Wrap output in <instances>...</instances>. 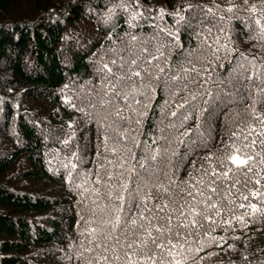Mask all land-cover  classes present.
Returning <instances> with one entry per match:
<instances>
[{"label": "trees", "instance_id": "1", "mask_svg": "<svg viewBox=\"0 0 264 264\" xmlns=\"http://www.w3.org/2000/svg\"><path fill=\"white\" fill-rule=\"evenodd\" d=\"M262 13L264 0H0V264H96L101 237L94 241L92 229L114 217L129 178L130 188L140 184L137 203L146 198L152 211L142 220V208L125 206L121 216L151 224L153 235L171 228L164 235L182 245L174 249L182 264H264V202L250 195L264 192V179L255 183L264 177L259 156L246 185L242 173L211 175L233 145L257 139L244 151L264 152L246 127L259 130L253 113L264 115V39L254 23H264ZM130 70L155 91L126 101L142 83L117 79ZM173 75L181 79L165 87ZM209 91L214 102L205 105ZM188 114L182 127H168ZM154 149L157 160H145ZM193 206L203 213L195 227ZM132 231L145 235L138 227L116 234L123 241Z\"/></svg>", "mask_w": 264, "mask_h": 264}, {"label": "snow or ice", "instance_id": "2", "mask_svg": "<svg viewBox=\"0 0 264 264\" xmlns=\"http://www.w3.org/2000/svg\"><path fill=\"white\" fill-rule=\"evenodd\" d=\"M244 3L247 5L248 0H244ZM250 12L256 13V6L252 5L250 7ZM227 11L231 12L233 11V8H228ZM264 16V13L261 14ZM254 23L259 26L260 28V38L264 39V23H262V20L257 18L254 20ZM211 29H209V32ZM134 40L135 37H132ZM226 47V46H225ZM146 51V50H145ZM216 51H219V48L216 49ZM157 52L160 53L162 56L163 53L161 52L160 48H157ZM152 59H158L157 56H152ZM113 63H116V61H113ZM132 65H136L137 61L136 59H133L130 62ZM146 63L151 64V60H147ZM105 68H108L107 65H104ZM159 73H163L165 70L163 67H160L159 65L156 66ZM186 73L188 71H196L195 68H192L191 70L183 69ZM143 71L148 73L149 79H155L159 80L160 77L158 75L153 74L148 69H144ZM108 72H111V69L108 68ZM258 74V73H257ZM133 77H137L141 79V85L139 87L133 86L130 92H125L123 94V98L127 101L128 97L131 96L133 100H135V97L137 95H146L142 89H149V91H155L154 88H152L149 84L143 83V76L142 72L139 70H130L129 73L126 76H120L117 79L118 80H124L127 79L128 81H132ZM181 79L180 76L173 75L171 77H167L165 80V87L168 86V81H177ZM195 83V81H192ZM184 88L187 89V84L184 85ZM112 90L115 91V85L112 86ZM119 95V93H117ZM200 95H203L201 93ZM207 95L209 99L205 100V105H210L214 102L213 94L209 91L207 92ZM192 99H196V94L192 95ZM136 103H139V101H136ZM167 103V102H166ZM187 103V100L185 101V104ZM185 104H180L178 107L183 108ZM209 108L205 107L202 112L201 116L205 112H208ZM116 115L120 117V110L117 109ZM178 114L176 111H173L171 113V116L176 117ZM254 119L261 125V128L258 130L251 125H246L248 129V135H251L255 133L259 137V144L262 149H264V115H257L253 113ZM123 119V117H120ZM190 114L183 115L181 117L180 124L177 125L175 123H169L168 127L170 128H178L182 127L184 122H186L188 119H190ZM201 125H197V131H199ZM243 134V133H242ZM183 136H188L189 133L185 132L182 134ZM200 135H203V133H200ZM233 136L236 135V133H232ZM244 140L248 141L247 136H244ZM178 144L181 145H187V144H195L196 140H184L181 138H177L176 141ZM257 139H252L248 141L247 143H244L242 146H232V151L229 152L227 155L221 157H217V162L220 165L224 166V170L217 172L215 169L212 170L211 175L213 177H222L223 179H227L229 177L230 172H237L242 173L245 177L244 183L245 185L249 182L250 176L249 173H252L253 175H256V173L253 171L257 160L256 156H259V164L264 165V152L256 153L253 155L251 152H245L244 149H250L254 147L257 144ZM173 156L179 155L178 152H173ZM158 156H160V149H154L153 154L151 156L145 155L144 159L148 160L151 159L153 161L157 160ZM135 158V157H133ZM210 158V157H209ZM229 165L234 167H229ZM73 168H75V165H72ZM140 167H144V163H140ZM130 174H135L139 176V173L136 172L135 168H131L128 170ZM205 174L207 175V170L205 171ZM123 175V174H122ZM69 179H71V176H69ZM261 179H264V177L258 178L255 180L256 184L261 183ZM238 182V181H237ZM131 179L129 178L128 181L123 182L120 185L121 192L120 194L116 195L115 200L117 201L116 205L113 207L112 211L115 213L114 217L109 218L108 220L101 221L103 228L102 229H92V235L93 239L95 241L96 234L99 231L100 232V240L96 243V248L100 249V254L95 257L96 264H113L114 261L121 262V264H165L164 260V252H167V255L172 258L171 261L168 262V264H182L181 260L177 259V253L174 251V249L178 247H182V245H178L172 242L171 238L165 237V231L171 232L172 229L168 228L165 229L162 226L161 227H155V232L159 235H153L151 228L153 227L151 224L149 227H145L143 224H137V220L133 216H129L127 220L123 219L120 213L124 212L125 206H127L128 210L131 211V209L135 206L137 208H142L141 216L140 218L143 220L146 217L143 215V212H149L151 213V209L147 208L146 205V198L139 197V203H137V199L140 192V184H136L134 188H130ZM198 183H203V181H198ZM216 181L213 179L210 182V190L215 193L218 191V189L212 185H215ZM234 186V184H233ZM261 187H264V185H261ZM162 191L167 192V188H163L161 186ZM124 193H127V197L124 195ZM111 195V193H109ZM187 195L192 196V192H188ZM253 197H261L262 202H264V192H261L259 190L252 191L250 193ZM245 200L248 199L247 196L243 197ZM211 199L210 197L208 198ZM159 210H163V208H167L168 205L165 204L163 206L157 205L156 206ZM207 207L211 209H216L215 204H207ZM240 207H244L243 204L240 205ZM249 207L252 209L253 212L259 211L256 204H250ZM191 215L193 219L190 221V224L192 227H195L198 224V221L195 219L197 215H202L203 213H200L196 210V208L193 206L190 209ZM206 219H208L207 216H205ZM130 221V224H129ZM169 224L171 223V218H168ZM141 228L143 229L145 235L139 236L135 231H132L131 238L127 234H125L123 241L121 239V236L116 234L117 230L124 232L125 229H135V228ZM182 227H188V224L182 225ZM111 241V243H109ZM126 241V243L124 242ZM139 241V243H137ZM96 248L93 249V251L96 250ZM156 251H159L160 255H156ZM122 252V257H121ZM106 253H111V256L106 255ZM88 264H93L92 261H89Z\"/></svg>", "mask_w": 264, "mask_h": 264}]
</instances>
